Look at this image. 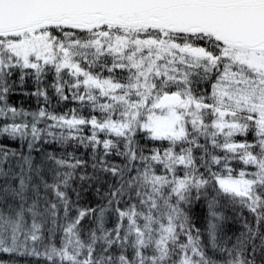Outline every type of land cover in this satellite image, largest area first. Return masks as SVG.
<instances>
[{"label":"snow or ice","instance_id":"obj_1","mask_svg":"<svg viewBox=\"0 0 264 264\" xmlns=\"http://www.w3.org/2000/svg\"><path fill=\"white\" fill-rule=\"evenodd\" d=\"M19 257L264 264V0H0V264Z\"/></svg>","mask_w":264,"mask_h":264},{"label":"trees","instance_id":"obj_2","mask_svg":"<svg viewBox=\"0 0 264 264\" xmlns=\"http://www.w3.org/2000/svg\"><path fill=\"white\" fill-rule=\"evenodd\" d=\"M27 87L29 88L31 87V82H29ZM13 102L17 104H23L24 107L29 108V109H35L38 106L36 103V99L34 97H23L19 94L13 97ZM53 103H55V101H53ZM70 106L72 105H67V106L61 105L58 107L57 110L63 111V110H66V107H70ZM230 215H233V214L230 213ZM245 215H247V212H245ZM229 228H230V231H235L238 228V224L231 223L229 225ZM17 259H18L19 264H34L32 259L30 258L19 257Z\"/></svg>","mask_w":264,"mask_h":264},{"label":"rangeland","instance_id":"obj_3","mask_svg":"<svg viewBox=\"0 0 264 264\" xmlns=\"http://www.w3.org/2000/svg\"><path fill=\"white\" fill-rule=\"evenodd\" d=\"M31 259V258H30Z\"/></svg>","mask_w":264,"mask_h":264}]
</instances>
